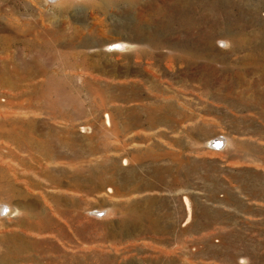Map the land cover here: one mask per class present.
Instances as JSON below:
<instances>
[{
	"label": "rangeland",
	"instance_id": "obj_1",
	"mask_svg": "<svg viewBox=\"0 0 264 264\" xmlns=\"http://www.w3.org/2000/svg\"><path fill=\"white\" fill-rule=\"evenodd\" d=\"M91 1L0 0V263L264 264V0Z\"/></svg>",
	"mask_w": 264,
	"mask_h": 264
},
{
	"label": "bare ground",
	"instance_id": "obj_2",
	"mask_svg": "<svg viewBox=\"0 0 264 264\" xmlns=\"http://www.w3.org/2000/svg\"><path fill=\"white\" fill-rule=\"evenodd\" d=\"M46 2L45 3H47L48 2V0H45ZM110 1V3H112L113 2V0H93V2H92V5L93 6H96V7H99L100 5H101V3L102 4H105V2H109ZM39 2H40V0H39ZM42 2V1H41ZM40 2V3H41ZM59 3V2H58ZM60 3H61V1H60ZM68 2L67 1H64L63 2V4H67ZM56 5V4H55ZM54 5V6H55ZM53 6V5H52ZM101 7V6H100ZM95 8V7H94ZM65 9V8H64ZM98 9V8H97ZM98 11V10H97ZM55 33H62V30H54V31H52V32H45L44 33V35H43V38H42V41L40 42V43H34V45H32V43L30 44H28V47H30L29 48V51H30V49L32 50V49H35V58L37 59V63H36V59H35V63H34V65H33V63L32 62H30V61H23V62H21V63H23V64H25L26 66H37V67H43V66H41V65H47L46 64V62L45 63H43L41 60H40V57L42 58V56H43V51H44V48H45V46H46V44H43V43H46V41H47V36H49V35H52V34H55ZM9 35V34H8ZM7 35V36H8ZM53 36V35H52ZM55 37V36H54ZM8 38V37H7ZM6 38V40L8 41V39ZM52 39H53V37H51ZM58 38V37H57ZM260 38V37H259ZM4 39H5V37H4ZM4 39H3V41H4ZM14 39V38H13ZM51 39V40H52ZM243 39H245V38H243ZM258 39V38H257ZM247 40V39H246ZM25 41L26 40H24V43H25ZM50 41V40H49ZM9 42V41H8ZM27 42V41H26ZM4 43H6V42H4ZM4 43H2V45L4 44ZM26 44V43H25ZM257 44V43H256ZM5 46V45H4ZM9 46H10V44H9ZM259 46V45H258ZM26 48H27V46H26ZM57 48V47H56ZM114 48V50L115 49H117L118 51H121L122 49H126V48H128L127 47V45H126V43H124V42H122V41H120V40H117L116 41V43H115V46L113 47ZM28 49V48H27ZM25 50V49H24ZM47 50V49H46ZM45 50V51H46ZM125 51V50H124ZM60 53V52H59ZM119 53V52H118ZM253 54V53H252ZM45 55V54H44ZM54 55V54H53ZM254 55V54H253ZM257 55V54H256ZM247 57V56H246ZM262 59V58H261ZM257 62H258V59H257ZM264 62V61H263ZM251 64V63H250ZM253 65H255V64H253ZM252 65V66H253ZM259 65V64H258ZM261 65V64H260ZM44 66V67H45ZM249 66V65H248ZM37 67H35V68H37ZM247 67V66H246ZM245 67V68H246ZM263 67V66H262ZM252 68V67H251ZM250 68V69H251ZM256 68H257V65H256ZM260 68V67H259ZM38 69V68H37ZM241 69V68H240ZM248 70V69H247ZM55 79L53 78V77H51L50 79H49V82H52V81H54ZM56 84V83H55ZM107 117V116H106ZM108 120V119H107ZM106 120V121H107ZM138 122H139V120H138ZM150 122V121H149ZM149 124V123H148ZM151 124V123H150ZM84 128V127H83ZM82 128V130H84ZM87 130H88V128H87ZM214 142L212 143V145L213 146H215V148H220V147H222V146H224V143L226 142V140H225V138H223V137H217L216 139H214L213 140ZM48 152V151H47ZM50 152V151H49ZM53 153H54V151H53ZM76 153V152H75ZM51 155V154H50ZM62 155V154H61ZM127 161V160H126ZM124 163H126V162H124ZM90 172V171H89ZM95 172V171H94ZM94 172H93V174H94ZM92 173V172H91ZM79 174V173H78ZM87 175V174H86ZM96 175V174H95ZM94 175V176H95ZM91 176H93L92 174H91ZM61 178V177H60ZM63 178V177H62ZM65 178V177H64ZM96 178V177H95ZM144 178H146V177H144ZM150 178V177H149ZM71 180H72V182L71 183H68V184H70L71 186H73V187H78V188H81V187H84V188H86V189H96V188H98L100 185L99 184H97V183H94V182H92L91 181V178H88V179H85V181L83 180V178L80 176V175H72L71 176ZM94 180V179H93ZM138 180V179H137ZM145 181V180H144ZM143 181V182H144ZM155 183V182H154ZM119 184V183H118ZM120 185V184H119ZM147 186V185H146ZM145 186V187H146ZM139 188V187H138ZM144 188V187H143ZM148 188V187H147ZM83 189V188H82ZM120 189V188H119ZM85 190V189H84ZM111 191V189L110 188H108V190H107V192H110ZM118 191V190H117ZM120 191V190H119ZM127 191V190H126ZM130 191V190H129ZM114 192V191H113ZM128 192V191H127ZM55 197V196H54ZM57 197V196H56ZM56 198H54V200H55ZM57 200H59V199H57ZM56 201V200H55ZM67 202H69V201H67ZM184 202H185V204H186V209H187V211L189 210V205H188V201H187V199H185L184 198ZM59 203V202H58ZM73 202H71V204H72ZM63 204V203H62ZM65 204H66V202H65ZM68 204V203H67ZM65 206V205H64ZM67 207H70V206H67ZM72 209H75V208H73V207H71ZM61 209V208H60ZM65 210V209H64ZM70 210V209H69ZM109 210V209H108ZM107 210V211H108ZM5 211V210H4ZM63 212V211H62ZM65 212V211H64ZM57 213H59V211H57ZM56 213V214H57ZM107 213V212H106ZM60 214V213H59ZM62 215V214H61ZM68 216V215H67ZM70 216V215H69ZM67 218V217H66ZM73 220V219H72ZM53 221V220H52ZM53 223V222H52ZM40 224V223H39ZM35 226V225H34ZM37 226V225H36ZM53 226V225H52ZM51 227V226H50ZM80 232V231H79ZM57 233V232H56ZM80 234V233H79ZM84 234V233H83ZM82 234V235H83ZM109 234H111V233H109ZM62 236V235H61ZM60 236V237H61ZM114 236V235H113ZM108 237V236H107ZM109 239V238H108ZM79 240V239H78ZM15 246H17V245H15ZM15 246H14V249H16V250H18V248L20 247H18V248H15ZM21 248V247H20ZM23 248V247H22ZM38 249V248H37ZM7 251V250H6ZM10 252V251H9ZM13 252V251H12ZM19 253V252H18ZM27 253V252H26ZM64 253V252H63ZM6 255H8V254H6ZM10 255V254H9ZM8 255V256H9ZM13 254L11 253V256H12ZM16 255H17V253H16ZM22 255V254H21ZM23 255H25V254H23ZM20 256V255H19ZM28 256H29V254H28ZM56 256V255H55ZM2 257H7V256H5V254H4V256H2ZM23 257V256H22ZM22 257H20V258H22ZM50 257V256H49ZM72 257H73V255H72ZM10 258V257H9ZM13 258V257H12ZM51 258V257H50ZM34 259V258H33ZM44 259V258H43ZM78 259V258H77ZM4 260V259H3ZM9 260V259H8ZM11 260V259H10ZM9 260V261H10ZM14 260V259H13ZM12 260V261H13ZM22 260H23V258H22ZM37 260V259H36ZM47 260V259H46ZM45 260V261H46ZM51 260V259H50ZM5 261H7V260H5ZM71 261V260H70ZM75 261V260H74ZM8 262V261H7ZM14 262V261H13ZM33 262H34V260H33ZM50 262V261H49ZM72 262H73V260H72ZM108 262V261H107ZM3 263V262H2ZM2 263H0V264H2ZM12 263V262H11ZM10 263V264H11ZM29 263H30V261H29ZM32 263V262H31ZM46 263V262H45ZM105 263V262H104ZM110 263V262H109ZM14 264V263H13ZM38 264V263H37ZM71 264V263H70ZM75 264V263H74ZM84 264H85V262H84ZM102 264V263H101Z\"/></svg>",
	"mask_w": 264,
	"mask_h": 264
},
{
	"label": "clouds",
	"instance_id": "obj_3",
	"mask_svg": "<svg viewBox=\"0 0 264 264\" xmlns=\"http://www.w3.org/2000/svg\"><path fill=\"white\" fill-rule=\"evenodd\" d=\"M48 3L49 4H56L57 3V0H48ZM53 14V12L52 11H49V15H52Z\"/></svg>",
	"mask_w": 264,
	"mask_h": 264
},
{
	"label": "water",
	"instance_id": "obj_4",
	"mask_svg": "<svg viewBox=\"0 0 264 264\" xmlns=\"http://www.w3.org/2000/svg\"><path fill=\"white\" fill-rule=\"evenodd\" d=\"M214 141L211 142V144L213 143Z\"/></svg>",
	"mask_w": 264,
	"mask_h": 264
}]
</instances>
